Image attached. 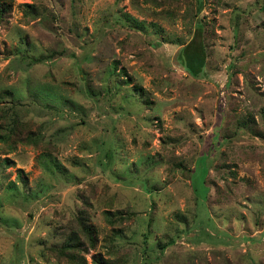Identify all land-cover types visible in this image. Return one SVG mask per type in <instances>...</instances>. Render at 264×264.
<instances>
[{
	"label": "rangeland",
	"instance_id": "rangeland-1",
	"mask_svg": "<svg viewBox=\"0 0 264 264\" xmlns=\"http://www.w3.org/2000/svg\"><path fill=\"white\" fill-rule=\"evenodd\" d=\"M2 1L0 264H264V0Z\"/></svg>",
	"mask_w": 264,
	"mask_h": 264
},
{
	"label": "trees",
	"instance_id": "trees-1",
	"mask_svg": "<svg viewBox=\"0 0 264 264\" xmlns=\"http://www.w3.org/2000/svg\"><path fill=\"white\" fill-rule=\"evenodd\" d=\"M199 10L202 9L203 1L198 0ZM8 11V4L0 0V19ZM204 27L203 24L198 23L195 28L194 35L188 43L179 48L177 52V59L183 68L194 78H202L205 76V65L207 58L206 45L203 39ZM138 88V87H136ZM88 234L90 241L93 240V232L95 229L90 225L84 228ZM64 249L68 253L70 263L68 264H82L78 254L75 253L76 244L73 238L65 244ZM63 251V249H62Z\"/></svg>",
	"mask_w": 264,
	"mask_h": 264
}]
</instances>
